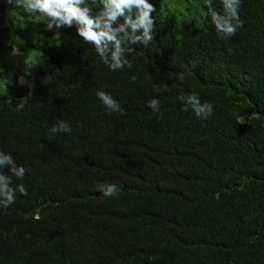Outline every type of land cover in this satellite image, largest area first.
<instances>
[{
    "label": "trees",
    "instance_id": "1",
    "mask_svg": "<svg viewBox=\"0 0 264 264\" xmlns=\"http://www.w3.org/2000/svg\"><path fill=\"white\" fill-rule=\"evenodd\" d=\"M187 1L197 16L149 0L153 42L112 71L75 28L46 31L45 17L0 0V49L23 40L49 63L0 80V150L28 169L12 183L28 195L0 208V264H264V0H241L231 37L207 12L221 0ZM22 75L34 87L17 111ZM182 93L211 103V117L182 111ZM59 121L71 132L51 133Z\"/></svg>",
    "mask_w": 264,
    "mask_h": 264
},
{
    "label": "clouds",
    "instance_id": "2",
    "mask_svg": "<svg viewBox=\"0 0 264 264\" xmlns=\"http://www.w3.org/2000/svg\"><path fill=\"white\" fill-rule=\"evenodd\" d=\"M9 6L23 8L25 14L45 17V30L56 31L61 28H75L76 35L84 43L94 46L101 62L112 71H121L125 67L131 68L132 61L128 55L135 51L134 45L145 47L154 40L156 6L149 0H5ZM223 12H218L211 4L207 12L219 35L231 37L238 29L244 27L239 15L241 0H221ZM11 56H20L21 49L11 44ZM135 80V77L131 78ZM183 79V75H181ZM18 83L30 90L23 97L22 103L16 105V110L24 108L28 98L32 97L34 84L20 76ZM163 90H168L163 85ZM97 97L110 113L122 112L120 103L105 91H98ZM183 102L182 111L189 108L197 117L208 119L213 113V105L202 102L197 94H181L178 97ZM148 107L154 113L160 110V101L152 99ZM237 124L245 125L246 117L240 115ZM51 133H70L71 127L66 121H59L50 129ZM7 168L11 175L0 171V208H8L16 202V195L27 196L28 191L23 184L12 187L13 177L23 180L28 172L23 165H17L11 154L0 150V169ZM105 197L118 196L119 188L116 184H107L101 188ZM39 219V217H37Z\"/></svg>",
    "mask_w": 264,
    "mask_h": 264
},
{
    "label": "rangeland",
    "instance_id": "3",
    "mask_svg": "<svg viewBox=\"0 0 264 264\" xmlns=\"http://www.w3.org/2000/svg\"><path fill=\"white\" fill-rule=\"evenodd\" d=\"M162 9L169 7L175 11L181 18L197 16L199 7H195V2L191 6L187 0H161ZM192 11H187V8H192ZM11 44L18 46L21 49L20 56H11ZM31 64L39 66H49L46 58L41 57L33 48L28 47L23 40L13 41L10 45H6L0 49V80L4 76L7 69L13 67H27Z\"/></svg>",
    "mask_w": 264,
    "mask_h": 264
}]
</instances>
